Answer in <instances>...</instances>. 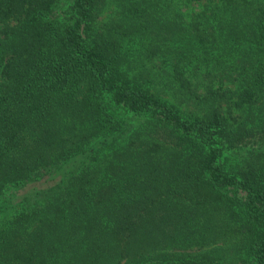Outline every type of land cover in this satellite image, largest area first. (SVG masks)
<instances>
[{
  "label": "trees",
  "instance_id": "obj_1",
  "mask_svg": "<svg viewBox=\"0 0 264 264\" xmlns=\"http://www.w3.org/2000/svg\"><path fill=\"white\" fill-rule=\"evenodd\" d=\"M112 2L0 0V264H264V0Z\"/></svg>",
  "mask_w": 264,
  "mask_h": 264
},
{
  "label": "rangeland",
  "instance_id": "obj_2",
  "mask_svg": "<svg viewBox=\"0 0 264 264\" xmlns=\"http://www.w3.org/2000/svg\"><path fill=\"white\" fill-rule=\"evenodd\" d=\"M174 2H177L178 0H173ZM112 11H116L115 7H114V3L112 2V0H106V4L105 7L103 9L102 12V17L107 16L108 14L112 13ZM170 11H175V10H170ZM179 11H185V10H179ZM37 186H40V184H36ZM20 193V192H19Z\"/></svg>",
  "mask_w": 264,
  "mask_h": 264
}]
</instances>
